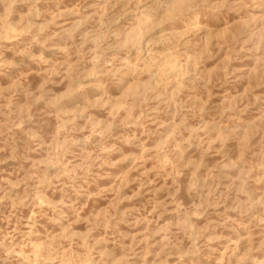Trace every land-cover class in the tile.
<instances>
[{"label":"rangeland","instance_id":"obj_1","mask_svg":"<svg viewBox=\"0 0 264 264\" xmlns=\"http://www.w3.org/2000/svg\"><path fill=\"white\" fill-rule=\"evenodd\" d=\"M0 264H264V0H0Z\"/></svg>","mask_w":264,"mask_h":264}]
</instances>
